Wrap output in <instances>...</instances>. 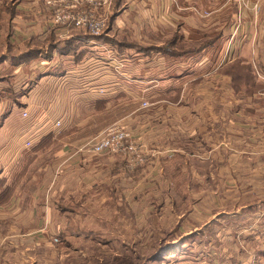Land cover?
<instances>
[{"label": "rangeland", "instance_id": "rangeland-1", "mask_svg": "<svg viewBox=\"0 0 264 264\" xmlns=\"http://www.w3.org/2000/svg\"><path fill=\"white\" fill-rule=\"evenodd\" d=\"M174 1L181 4L179 11H182L183 15L177 18L175 23L166 22L160 25L157 22L158 18L155 22L156 17L150 16L146 19L151 23V26L147 28L148 32L138 33L142 35L141 39L129 29L117 31L114 35L122 41L121 44H125L118 46L119 52L126 47L127 49L144 48L145 42H151L152 39L148 41L147 38L151 37L152 33H157L158 39H161L162 34L176 36V40L165 41L160 47H152V49L156 52L168 51L170 55L176 56L172 59L175 60V68L171 67L173 72H184L183 69L188 66V71L182 73V75L186 74L184 79L189 78L183 93L186 94V98L192 97L194 101L192 105L185 107L183 117H186L185 123L188 124L191 122V117H203V129L186 134L177 126V129L172 128L171 140L175 144L178 142L179 146L174 145L172 141H169L170 143L158 141L155 144L145 137L144 130L140 132L129 127L124 123L123 118H110L109 116L114 114L115 107L108 109L109 114H102L93 112L92 107H79L77 104H72L70 113L75 116L80 113L85 117L81 133L90 134L88 135L90 137L79 143L80 145L77 144L78 149L90 155L113 154L124 164L126 171L150 164L151 176L143 178V173L142 176L134 177L133 181L124 178L118 180L120 183L117 186L122 189L126 202L121 198L117 199V196L110 198L109 194L106 195L104 186L97 188L95 194L85 197L80 204L76 200H66V204H69L71 208V217H66V214H63L64 217L55 214L53 220L63 225V231L58 234L53 232L40 234L37 243L32 235L14 236L13 241H16L17 245L13 249L14 253L10 251L7 254V264H264V169L256 175L253 174L254 170H238V165L247 167V165L250 166V162L248 158L243 159V147L237 139L239 134L235 133L238 128L232 124L238 122L236 117H231L232 123H228L232 124L231 130L236 137L231 135L232 139H228L222 131L218 130L223 125V119L220 117H217L220 119V122L218 121L220 126L215 128L217 131L210 133V125H212L210 90L214 89L213 78L210 76L216 75L210 73V66L217 65L219 68L225 66V70L231 72V83L235 84V86L232 85L234 92H241L246 83H256L257 78L261 80L264 88V75L256 71L258 69L256 58L239 59L229 53L230 49L244 44L235 42L244 23L238 8L240 4L248 7L247 21L253 31L251 50L260 46L259 41L262 40L264 43V0ZM112 2L113 0H108L99 7L88 4H83L81 7L82 10L90 13L93 19L103 23L104 26L98 34L88 28L57 26L66 31L67 29L85 30L90 34L104 35L111 27V16H108L106 12L111 8ZM219 2H222L220 6L211 7V4ZM2 3L4 6H11L9 0H4ZM43 3L50 20L53 6H47L45 0ZM151 4L155 7V3ZM223 8L227 9L226 14L222 13ZM251 17L253 22L250 21ZM192 20L199 21V29L193 26ZM228 24H230L229 28ZM119 27L124 25H115L112 30ZM136 27L137 25L135 29H138ZM2 31L0 27V33ZM145 35H147L146 39L143 38ZM222 38H224L222 41H217ZM258 38L260 40L254 43V40ZM242 39L245 41L246 38ZM216 41L217 43H214ZM163 45L166 46L165 49ZM205 49L208 53L205 57L210 56L206 58L208 62L210 58V62L203 68L192 67L190 63L194 57H190V53ZM216 50L219 53L222 51L225 53L221 54L222 56H214ZM90 59H87L86 69L91 68L90 72L94 71V64L97 67L104 65V60L93 57L94 60L89 63ZM95 59L100 60L99 64ZM130 59V56L125 55L116 57L117 70L126 71V73L130 71L132 75L133 72L130 69H134L136 73L142 74V63L145 59L137 60L136 57ZM172 60L169 61L173 62ZM59 64L64 68L73 69L71 77L77 78L79 68L72 58L61 59ZM36 68L35 71L41 74L38 77L39 83L34 85L33 90L36 91L34 97L37 98L29 107L25 105L19 107L21 113L22 110H26L27 115L23 116L20 113L21 116L18 117L24 128L35 125V121L39 119L43 122L30 132H23V134L21 132L22 146L26 149L32 146L63 149L65 144L62 138L52 134L53 130L61 131L60 121L58 124L55 121L51 125L46 121L50 117L62 115L66 107L62 106L64 101L61 96L69 92L65 86L59 87L55 84L57 79L52 80L49 78L50 75L45 73L50 69L49 65L42 63ZM0 70V76L8 77L11 81L8 71L6 72L2 67ZM168 72V69L164 70V76L168 75ZM29 76V68L24 70L22 75H18L23 83L28 81ZM183 78L175 84L174 80L164 84L181 85ZM216 80L222 82L220 76H217ZM164 87L160 85L157 91L163 92ZM249 87L253 90L254 85ZM246 92L252 93L250 89ZM53 96L59 98V103L53 102ZM140 105L146 107L149 102L147 99H142ZM122 108L118 107V111ZM103 123L102 129L92 132L94 127ZM111 123H118L143 147L145 161L142 164L130 166L121 155L107 151L92 153L84 147L86 141L96 137ZM46 129L51 130L48 135L45 134L36 141L33 139L36 137V131L38 135ZM177 132H180L178 136ZM210 140L214 142L219 140L215 142L218 146L216 145L214 150L210 148ZM27 141H30V144H27ZM217 149L220 151H215ZM228 150L232 152L234 159H237V163L231 160L224 170L219 166L221 163L215 160V156L229 154ZM46 156L45 152L40 154L39 161L44 162ZM222 158L225 160L226 156ZM239 161L242 164H239ZM42 162H39V167ZM18 171L15 170L14 173ZM39 171L36 162L29 165L26 173L21 175L18 189L26 194L30 193L39 181ZM33 176L36 177L35 180ZM13 183H15L14 180ZM11 189L12 186L9 187L6 195ZM74 196L76 199L80 198L77 192ZM28 200L29 197L26 202ZM1 264L5 263L1 261Z\"/></svg>", "mask_w": 264, "mask_h": 264}, {"label": "crops", "instance_id": "crops-1", "mask_svg": "<svg viewBox=\"0 0 264 264\" xmlns=\"http://www.w3.org/2000/svg\"><path fill=\"white\" fill-rule=\"evenodd\" d=\"M2 1H0V27L4 32L0 33V67L11 75V81L8 77L0 76V264L1 261L7 264V254L10 251L14 253L13 249L17 245L16 241H13L14 236L32 235L37 243L40 234L49 232L58 234L63 231V225L53 220L55 214L57 216L66 214V217H71V208L69 204H66V200H76L80 204L85 197L95 194L97 188L104 186L106 195L109 194L110 198L117 196V199L121 198L126 202L122 189L117 186L120 183L118 180L124 178L133 181L134 177L142 176L143 173V178L151 176L150 164L126 171L124 164L113 154L90 155L78 149L82 141L90 137L88 136L90 134L81 133L85 117L80 113L78 116L70 113L72 104H77L79 107H92L93 112L102 114H109L108 109L115 107L114 114H111L110 118H123L124 123L129 127L140 132L144 130L145 137L155 144L158 141L170 143L172 128L177 129V126L186 134L190 131L202 130L203 117H191L190 124L185 123L186 117H183L185 107H189L194 101L192 97L186 98V94L183 93L189 78L184 79L186 74L182 75V73L188 71V66L184 69L182 67L184 72H173L171 67L175 68V60L172 59L176 56L170 55L168 51L156 52L152 49V47H160L165 41L176 40V36L162 34L161 39H158V34L152 33V36L147 38L148 41L152 39L151 42H145L144 48L127 49L126 47L119 52L118 46L125 44H121L122 41L114 35L117 31L129 29L141 39L142 35L138 33L148 32L147 28L151 26V23L146 19L150 16L156 17L155 22L158 18L157 22L160 25L166 22L173 24L177 18L183 17L182 11H179L180 3H175L174 0H113L111 8L106 12L108 16H111V27L104 35H94L85 30L67 29L66 31L53 25L48 19V11L43 0H9L10 7L4 6ZM150 2L155 3V7ZM221 3L211 4V7H218ZM238 8L244 23L241 24L239 37L235 42L244 43L245 46L239 44L238 48L230 49L229 53L239 59L256 58L258 68L256 71L264 75V43L262 40L259 41V38L254 40V43L259 41L261 44L257 49L251 50L253 31L247 21L248 7L240 4ZM226 10L223 8L222 13L226 14ZM252 20L251 17L250 21L253 22ZM192 23L196 29H199L198 20H192ZM118 24H123L124 27L112 30V27ZM135 25L138 29H135ZM146 37L147 35L143 36L144 39ZM242 38H246L245 41ZM206 52V49L192 51L189 55L194 57L191 60V66L197 68L206 66L210 62V58L209 62L206 59L210 56L205 57L208 54ZM224 53V51L219 53L216 50L214 56L224 55ZM122 55L130 56L131 59L135 57L137 60L145 59L142 63V74L136 73L134 69H130L133 72L132 75L130 71H127L128 74L126 71L117 70L115 58ZM93 57L104 60V65L97 67L94 64V71L90 72L91 68L86 70L87 59L91 58L90 63L94 60ZM70 58L78 64L79 72L76 79L71 77L73 69L64 68L59 64L61 59ZM100 60L95 59L98 64ZM42 63L50 66V69L45 72L50 75L49 78L57 79L55 84L59 87L65 86L69 92L61 96L64 101L62 106L66 107L62 115L50 117L46 121L49 125L60 121L61 131L53 130L52 134L62 138L65 144L63 149L38 146L26 149L22 146L21 132L22 134L30 132L43 122L39 119L35 121V125H32L33 128L32 126L24 128L18 117L21 116L19 107L24 105L29 107L37 98L34 97L36 91L33 90L36 83H39L38 77L41 74L35 70L37 65ZM210 67V73L216 74L210 76L213 81H216H212L214 89L210 90V118L212 119L210 133H215L217 131L215 128L220 126L218 123L220 119L217 117L222 118L223 125L218 130L222 131L228 139H232L231 135L236 137L235 133L239 134L237 139L243 147V159L248 158L250 162V166L247 165V167L238 165V170H254L253 174L256 175L264 169L263 83L257 78L256 83L244 84L242 91L237 93L232 88L235 84L231 83V72L225 70V66ZM28 68L30 78L23 83L18 75H22ZM166 69L169 70V74L164 76L163 71ZM217 76L222 78V82L216 80ZM182 78L181 85H174ZM170 80H174V84L165 85V82L169 83ZM160 85L165 86L163 92L157 91ZM251 85H254L253 90L249 87ZM247 89H250L252 93L246 92ZM142 99H147L149 105L141 106ZM58 100L59 98L53 96V102L59 103ZM118 107L123 108L118 111ZM231 117H236L238 122L232 123ZM228 123L234 124L238 131L232 133V124ZM103 125L104 123L97 125L92 132L102 129ZM49 131L51 130L46 129L38 135L36 131V137L33 139L36 141L41 136L48 135ZM179 134L180 132H177V136ZM210 141V148L214 150L216 145L218 146L215 142L219 140ZM172 142L179 146L178 142L176 144ZM44 152L47 154L45 161H39L40 154ZM223 156H226L225 160ZM223 156L220 154L215 156V160L221 163L219 166L222 169L226 168L231 160L237 163L232 152L229 151V154L226 153ZM38 161L42 162L40 167ZM34 162L40 170V177L36 182L37 185L28 195L18 189L20 186L18 182L21 175L26 173L27 167ZM239 164L242 162L239 161ZM15 170L19 171L15 174ZM14 174L15 176L11 178ZM33 179L35 180L36 177L33 176ZM13 180L15 183L12 184ZM11 186L10 193L6 195ZM76 192L80 196L79 199L74 196ZM28 197L29 200L26 202ZM46 228L48 230H45Z\"/></svg>", "mask_w": 264, "mask_h": 264}, {"label": "built area", "instance_id": "built-area-1", "mask_svg": "<svg viewBox=\"0 0 264 264\" xmlns=\"http://www.w3.org/2000/svg\"><path fill=\"white\" fill-rule=\"evenodd\" d=\"M108 0H45L47 6H53L50 21L56 25H63L65 28H88L94 32L99 31L104 26L97 19H93L90 13L81 9L83 4L99 7L107 3ZM73 23V24H69ZM23 116L27 115L26 110H22ZM59 121H56L58 124ZM30 144V141H27ZM84 147L92 153L107 151L121 155L133 164H142L145 161L143 147L124 130L118 123H111L106 126L96 137L85 142Z\"/></svg>", "mask_w": 264, "mask_h": 264}, {"label": "trees", "instance_id": "trees-1", "mask_svg": "<svg viewBox=\"0 0 264 264\" xmlns=\"http://www.w3.org/2000/svg\"><path fill=\"white\" fill-rule=\"evenodd\" d=\"M166 46H164V49H165Z\"/></svg>", "mask_w": 264, "mask_h": 264}]
</instances>
